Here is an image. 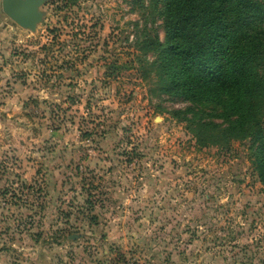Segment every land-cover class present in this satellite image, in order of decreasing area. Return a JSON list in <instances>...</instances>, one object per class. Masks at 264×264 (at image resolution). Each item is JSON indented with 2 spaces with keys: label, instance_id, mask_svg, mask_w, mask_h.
<instances>
[{
  "label": "rangeland",
  "instance_id": "1",
  "mask_svg": "<svg viewBox=\"0 0 264 264\" xmlns=\"http://www.w3.org/2000/svg\"><path fill=\"white\" fill-rule=\"evenodd\" d=\"M162 7L46 0L32 32L0 0V264H264L251 142L198 149L192 122L224 123L136 44Z\"/></svg>",
  "mask_w": 264,
  "mask_h": 264
},
{
  "label": "trees",
  "instance_id": "2",
  "mask_svg": "<svg viewBox=\"0 0 264 264\" xmlns=\"http://www.w3.org/2000/svg\"><path fill=\"white\" fill-rule=\"evenodd\" d=\"M164 41H136L159 90L213 106L224 124H191L198 149L249 140L264 188V0H162ZM213 145V146H209Z\"/></svg>",
  "mask_w": 264,
  "mask_h": 264
},
{
  "label": "water",
  "instance_id": "3",
  "mask_svg": "<svg viewBox=\"0 0 264 264\" xmlns=\"http://www.w3.org/2000/svg\"><path fill=\"white\" fill-rule=\"evenodd\" d=\"M46 0H1L2 12L19 27L35 31L43 19Z\"/></svg>",
  "mask_w": 264,
  "mask_h": 264
}]
</instances>
